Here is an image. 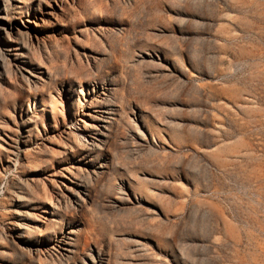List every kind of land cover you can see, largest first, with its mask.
<instances>
[{"label": "rangeland", "instance_id": "374dc122", "mask_svg": "<svg viewBox=\"0 0 264 264\" xmlns=\"http://www.w3.org/2000/svg\"><path fill=\"white\" fill-rule=\"evenodd\" d=\"M0 264H264V0H0Z\"/></svg>", "mask_w": 264, "mask_h": 264}, {"label": "bare ground", "instance_id": "6f19581e", "mask_svg": "<svg viewBox=\"0 0 264 264\" xmlns=\"http://www.w3.org/2000/svg\"><path fill=\"white\" fill-rule=\"evenodd\" d=\"M7 2V1H6ZM20 3V2H19ZM9 4V3H8ZM6 6V5H5ZM9 6V5H8ZM18 8H22V5L21 6H19L18 4H14L13 5V8H10L11 10H13V11H11L12 13H14L15 12V9H18ZM21 13V12H20ZM8 15V14H7ZM12 24V23H11ZM9 27V26H8ZM19 36H20V39H21V41H22V43L23 44H27V41L29 40V38H27V36L25 35V33L24 32H19ZM11 37V36H10ZM17 39V38H16ZM29 42V41H28ZM10 44V43H9ZM17 44V43H16ZM19 45H21V44H19ZM16 50H19L18 52L20 53V55L23 57V58H27V56L24 54V51L22 50V49H20L19 47L18 48H15ZM91 152V151H90ZM92 156V155H91ZM20 197V196H19ZM26 237L27 238H32L33 237V233L32 232H30L29 230H28V234L26 235ZM30 246V245H29ZM11 250H16L13 246H11Z\"/></svg>", "mask_w": 264, "mask_h": 264}]
</instances>
